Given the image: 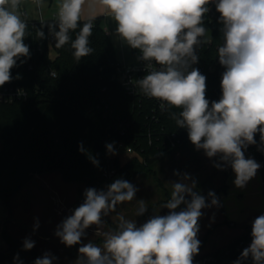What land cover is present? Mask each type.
Instances as JSON below:
<instances>
[{
	"label": "clouds",
	"instance_id": "9594fccd",
	"mask_svg": "<svg viewBox=\"0 0 264 264\" xmlns=\"http://www.w3.org/2000/svg\"><path fill=\"white\" fill-rule=\"evenodd\" d=\"M86 3L89 8L100 6L116 23L120 42L139 51L137 59L146 73L137 80L140 92L160 101L161 111L179 109L170 113L171 119L187 130L195 149L203 150L209 159L218 158L213 164L218 170L231 167L234 185L245 187L261 167L245 156L248 146L257 144V134L264 150V0H60L56 20L46 26L56 48L70 42L77 62L94 51L89 46L92 19L79 23ZM210 4L215 5L222 25L218 58L225 69L221 96L212 102L206 99V76L193 67L199 60L196 49L209 43L204 17ZM20 5L21 0H0V87L12 81L11 70L18 61L23 64L30 58ZM78 27L73 40L70 32ZM38 36L45 38L44 31ZM106 148L115 154L114 142ZM79 150L85 151L82 142ZM90 159L99 165L94 157ZM174 174L179 179L171 183L170 197L161 206L168 214H154L140 226L120 215L116 229L103 233L102 245L82 243L85 230L93 225L98 230L103 217L117 205L131 202L138 189L123 179L106 190L85 189L83 203L55 231L65 246L80 245L75 264H193L200 247L202 209L218 207L219 199L213 191L207 198L196 191L197 181L189 174ZM146 211L145 201L138 200L136 215ZM38 227L37 220L34 230ZM34 245L30 238L23 241L24 250ZM249 258L252 264H264V214L253 220L251 243L233 264ZM56 259L45 252L34 264H53Z\"/></svg>",
	"mask_w": 264,
	"mask_h": 264
},
{
	"label": "trees",
	"instance_id": "16d2710c",
	"mask_svg": "<svg viewBox=\"0 0 264 264\" xmlns=\"http://www.w3.org/2000/svg\"><path fill=\"white\" fill-rule=\"evenodd\" d=\"M85 21L81 20L80 26ZM102 21V17L92 19L89 46L94 51L79 62L72 55L70 42L62 48L49 43L46 25L51 22L26 21L24 42L29 48L41 45L43 51L30 53V58L23 64L18 61V66L11 70L12 81L4 85L24 86L29 91V99L0 102V197L8 209L12 198L37 174L60 171L67 181H86L88 188L98 189L104 183L102 174L108 165L119 170L121 179L130 181L143 171L154 170L159 159L170 152L177 153L189 141L187 130L177 127L170 116L179 109L161 111L154 101L125 91L117 77L121 61ZM218 21L216 9L214 15H205L206 35L212 42L197 48L199 60L193 65L207 78L206 99L210 102L218 101L221 96L223 72L218 47L223 38L222 25ZM41 28L45 33L43 39L38 36ZM79 30L78 27L70 32L73 40ZM133 52L136 54L137 50ZM211 66L216 68L213 70ZM52 72L56 75H51ZM172 139L179 140L176 147L172 146ZM255 139L253 159L264 163L259 134ZM119 140L133 146L138 154L125 161L119 156L110 158L106 145ZM81 142L84 152L79 150ZM90 157L98 160L99 165H93ZM230 170L231 167L225 170L214 168L195 190L206 198L209 191L216 196L219 192H226ZM83 193L80 204L83 203ZM158 209L159 203L153 204L144 222L159 214ZM224 223L235 224L228 219L217 222L209 228L202 243L216 226ZM251 227L247 225L239 236L216 251L200 258L195 255L193 264H220L241 255L237 248L242 246L243 250L251 241ZM2 233L10 246L0 251V264H34L43 256L35 246L24 250L23 240L12 237L5 228ZM17 256L18 260L14 259ZM204 257H215L217 261L208 259L202 262Z\"/></svg>",
	"mask_w": 264,
	"mask_h": 264
},
{
	"label": "rangeland",
	"instance_id": "374dc122",
	"mask_svg": "<svg viewBox=\"0 0 264 264\" xmlns=\"http://www.w3.org/2000/svg\"><path fill=\"white\" fill-rule=\"evenodd\" d=\"M21 3L19 12L22 18L25 21L33 20L36 15L34 10H36L37 4L34 0H21ZM82 20L87 19L82 18ZM132 59H136L134 53L132 54ZM120 155L122 161L129 157V154L125 152H121ZM217 159H209L203 150H196L190 141L186 142L177 153L170 152L166 154L155 163L154 170L143 171L128 181L138 189L135 198L131 202L117 205L115 211H112L108 216H104V223L98 230L95 225L86 229V235L82 238V243L91 241L102 245L103 233L116 229L120 215H123L128 220L135 221L137 226H140L146 219L148 209L155 203H159L158 213L161 215V206L170 197L171 183L179 179L174 173H187L197 181L198 185L200 181L208 178L214 171L215 167L213 164ZM233 178L235 179V174ZM256 182L254 178L251 179L245 186L246 190H244V197L247 199L251 198L252 204L255 206L253 220L257 216L264 214L263 194L256 192L255 189L251 191L248 189L255 188ZM88 187L89 185H87L86 181H67L62 177L60 171H52L35 175L12 198L9 209L0 197V251L10 246V242L5 241L3 237L2 231L5 228L14 238H20L23 241L26 238H30L35 242L34 246L42 255L45 252L51 253L52 256L57 258L53 261V264H75L79 255L78 248L80 245L65 246L55 235V231L57 225L71 215L73 210L80 205L81 193ZM140 199L145 201L147 211L144 215L137 216L138 200ZM207 202L210 203V200H207ZM202 212L203 215L199 220L200 231L198 233L200 247L197 256L199 258L221 248L227 242L233 240V236H239L238 234L243 226L242 224H237L228 228L218 225L216 226V231L209 234L207 240L202 243V239L209 228L219 222L222 216L221 201H219L218 207H208L202 209ZM37 220L39 227L34 230ZM226 240L228 241L225 242Z\"/></svg>",
	"mask_w": 264,
	"mask_h": 264
},
{
	"label": "crops",
	"instance_id": "0c3cea01",
	"mask_svg": "<svg viewBox=\"0 0 264 264\" xmlns=\"http://www.w3.org/2000/svg\"><path fill=\"white\" fill-rule=\"evenodd\" d=\"M34 2L37 4L36 10H34L36 12L35 13L36 15L35 18L30 22H41V21L51 22L56 20L60 0H34ZM95 17H102L103 25L107 30V32L109 33V35L111 36L113 43L116 47L119 61L125 64L136 63L138 59H137V55L133 52V49L129 48L125 44H122L119 38L115 35L116 23L114 22V20L109 15L105 14L100 6H96L95 8H89L86 3L84 6V11L82 13L81 20L82 18L93 19ZM133 53L134 56L136 57L135 60L132 59ZM257 172L258 173L254 177V179L257 181L256 187L251 189L248 188V189L250 191L255 189L256 192L263 194L262 175L259 172V170ZM233 175L234 172L231 169L228 179L229 188L226 192H219L217 197L219 198V201H221V206H222V216L219 222L224 219H228L229 221H233L235 224L224 223V224H220L219 226H226L228 228H231L232 226H236L237 224H242L243 226L238 234L240 235L244 231L246 226L253 222V217H254L253 213L255 206L252 204L251 198L247 199L246 197H244L245 196L244 190H246V187L238 188L234 185ZM215 229L213 231H216ZM213 231L211 233H213ZM236 236L237 235L233 236L232 238ZM228 240H226L225 242H227Z\"/></svg>",
	"mask_w": 264,
	"mask_h": 264
},
{
	"label": "built area",
	"instance_id": "2783aa9c",
	"mask_svg": "<svg viewBox=\"0 0 264 264\" xmlns=\"http://www.w3.org/2000/svg\"><path fill=\"white\" fill-rule=\"evenodd\" d=\"M215 5L214 4H210L209 8L210 11L208 12L209 15H214L215 14V9H214ZM23 14L24 11H22ZM55 21V20H54ZM54 21H51L54 22ZM41 22H46V21H41ZM34 23V22H33ZM43 30L42 28L38 30L41 31ZM44 31V30H43ZM47 39L49 41V43L52 46H55V40L54 38L49 35V31L47 29ZM207 39L209 40V42H212L211 38L207 37ZM30 49V53H35L37 51H43V47L41 45L37 46V47H31ZM197 51V49H196ZM137 58L140 55L139 51L137 50ZM216 66H211V69H215ZM221 71L224 72L225 69L224 67L221 66ZM145 70H144V64L140 61L137 60L136 63L133 64H125V63H121L119 68H118V79L121 83V85L123 86V88L125 89V91L133 96H137L140 98H147L150 99L152 101H154L156 103L157 106L160 107V101L154 99V98H149L144 96L139 88L136 86L137 85V80L142 78L145 75ZM29 91L28 89H26L24 86L21 85H6L3 88L0 89V102H13V101H17V100H28L29 99ZM114 142V150L116 151V154H110L108 153L109 157L112 158L114 156H121L120 153L121 152H125L127 154H129V156L132 155H136L138 154V151L131 145H128L127 143H125L124 141H110L109 143H113ZM179 144V140H174L172 139V146L176 147ZM253 145H249L248 148L245 150V156L248 158H253ZM118 153V154H117ZM259 164L261 165L259 172L262 175V179L264 177V163L259 162ZM103 177H104V183L102 185H100L98 187V191L99 190H105L107 188L108 185H110L112 182H114L117 179H121V175L119 170H117V168L113 167L111 164L108 165L107 168H105V170L103 171ZM83 201H84V196H83ZM252 225V223L250 224ZM251 241H248L245 245V247H248L250 245ZM237 251L239 252V254H241L242 252V246L237 248ZM240 257H234L228 261H223L220 264H233V262L235 260H237ZM208 259H212L213 262L217 261V258L215 257H204L202 259V262H207ZM243 264H252L251 259H248L246 261L243 262Z\"/></svg>",
	"mask_w": 264,
	"mask_h": 264
},
{
	"label": "water",
	"instance_id": "95a60500",
	"mask_svg": "<svg viewBox=\"0 0 264 264\" xmlns=\"http://www.w3.org/2000/svg\"><path fill=\"white\" fill-rule=\"evenodd\" d=\"M168 209H166V208H162L161 209V215H166V214H168ZM9 247V246H8Z\"/></svg>",
	"mask_w": 264,
	"mask_h": 264
}]
</instances>
